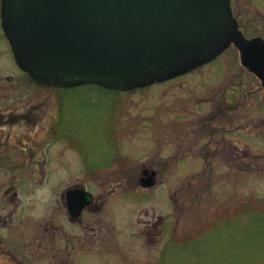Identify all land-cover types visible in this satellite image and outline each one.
Returning <instances> with one entry per match:
<instances>
[{"label": "rangeland", "instance_id": "obj_1", "mask_svg": "<svg viewBox=\"0 0 264 264\" xmlns=\"http://www.w3.org/2000/svg\"><path fill=\"white\" fill-rule=\"evenodd\" d=\"M232 2L245 33L264 36V0ZM10 77L1 107L18 115L1 128L0 264L41 256L46 219L58 225L55 264L64 252L72 264H264V88L236 46L127 91L38 84L0 48ZM75 184L97 208L79 228L63 198Z\"/></svg>", "mask_w": 264, "mask_h": 264}, {"label": "water", "instance_id": "obj_2", "mask_svg": "<svg viewBox=\"0 0 264 264\" xmlns=\"http://www.w3.org/2000/svg\"><path fill=\"white\" fill-rule=\"evenodd\" d=\"M2 25L18 65L48 86L131 90L189 72L231 43L264 86V38L244 36L230 0H2ZM91 199L68 190L74 216Z\"/></svg>", "mask_w": 264, "mask_h": 264}, {"label": "flooded vegetation", "instance_id": "obj_3", "mask_svg": "<svg viewBox=\"0 0 264 264\" xmlns=\"http://www.w3.org/2000/svg\"><path fill=\"white\" fill-rule=\"evenodd\" d=\"M231 6H232V10H233V15H234V17L236 18V20H237V23H238V25H239V28L244 32V34L247 36V37H249V38H251V37H254V36H262V35H252V36H249V35H247V33H245V31L243 30V28H242V18H240V15H242L243 14V12H244V10L240 7V6H237V8L236 7H234L233 6V2H232V0H231ZM244 8V7H243ZM238 10V11H237ZM235 11H237V14L235 13ZM1 15V14H0ZM262 16H264V15H262ZM2 26V25H1ZM1 30H2V32L0 33L1 34V37L2 36H4L3 38L5 39L4 40V50L2 49V47H0L1 48V50H2V53H4L5 55H7V56H9L10 55V57H11V54L13 53V51H12V46H11V44H10V41H9V39H8V37H7V35H6V33L4 32V30H3V28L1 27ZM262 37H264V36H262ZM1 40V39H0ZM231 47H235L234 45H231V46H229V48H231ZM237 48V47H236ZM226 50H228V49H226ZM225 50V51H226ZM224 51V52H225ZM223 52V53H224ZM15 61V60H14ZM7 82L9 83V89L11 90V88L12 89H15L16 88V78H0V89L1 88H3V89H6V87H7ZM7 95H6V92H4L3 94H2V91L0 90V162H1V159H2V152H1V146H2V143H3V140H2V138H1V128H2V123H3V118H4V125H7V126H9V127H11V126H15L16 125V122H17V112H16V107L15 108H10L9 110H7V109H3L2 107H1V100H2V98H4V99H7ZM9 101H11V98L9 97ZM237 108L236 107H231V108H228V109H226V108H221V111H223L224 113L225 112H228V110H236ZM245 127H247V125H245ZM228 131H230V130H228ZM225 135H227L226 134V131H224V138L225 139H223L222 140V142H227V138H226V136ZM10 136V135H9ZM7 143V142H6ZM236 144H237V142H235ZM235 143H232V147H235V151H237V148H238V146L235 144ZM226 145H227V143H225ZM225 144H224V146H225ZM225 148V147H224ZM224 151V150H223ZM249 154H250V151L248 150V154H246V155H242V157H245V156H249ZM232 156H234L235 157V154H233ZM239 157V156H238ZM241 157V156H240ZM152 170L153 169H149V168H144V170L142 171V173H143V175L141 176V179H144V178H146V177H148V176H154V175H156V174H154V173H152ZM83 185H81V184H75V185H72V186H68L64 191H63V198H64V202H65V204H66V206H67V211H68V215H69V218H70V221L72 222V223H75L76 225H78V228L79 227H82V223L84 222L83 221V219L85 218V217H83V214H84V212L87 210L88 212H89V210L91 211V212H93V211H95L97 208H96V204H95V200H94V198H93V200L90 202V203H88V204H86L85 206H84V208H83V210L77 215V216H74L73 214H72V212H71V210L69 209V201H68V190L70 189V188H74V187H82ZM1 187H2V183L0 182V205H1V200H2V194H1ZM10 189V188H9ZM8 191L9 190H6V193H8ZM94 196V195H93ZM77 198V197H76ZM16 200V197L14 196L13 197V199H12V201H15ZM1 218H2V215L0 216V221H1ZM12 220V219H11ZM85 220V219H84ZM1 224H2V222H0ZM0 224V225H1ZM89 224H87V222L86 223H84L83 224V226H88ZM41 226L43 227V231L42 230H40V232H44L43 233V235H42V238L43 239H41V243H40V247H41V249H42V252H41V256H36L35 257V259H30V257L27 255V257H28V259H30L28 262H24V263H21V264H39V263H41V264H55V262H53L52 261V259L51 260H49V258H48V255H49V252H51V251H53L54 252V250L55 251H57V249L58 248H60V249H62L61 247H60V242L57 244L56 243V238H57V229H58V225L57 224H55V223H53L51 220H48V219H46V220H42V222H41ZM75 236L77 237V236H79V235H76L75 234ZM6 238V237H5ZM5 238L3 237V235H2V232L0 231V243H2V242H4L5 241ZM90 238V237H89ZM8 239H10V238H8ZM51 239V240H50ZM80 240L82 239L81 238V236H80V238H79ZM51 241L53 244V246H51L50 245V243L48 242V241ZM84 240H85V243H91V241L88 239V237H87V234L85 235V237H84ZM49 243V244H48ZM50 245V246H49ZM0 246H1V244H0ZM2 248L0 247V253H2ZM62 251V250H61ZM52 252V253H53ZM55 253V252H54ZM28 254V253H27ZM64 256L62 255L61 257L60 256H58V261H57V263L58 264H66V263H68V264H72L71 263V261H70V257H68L67 255H66V252H64ZM70 262H69V261Z\"/></svg>", "mask_w": 264, "mask_h": 264}]
</instances>
